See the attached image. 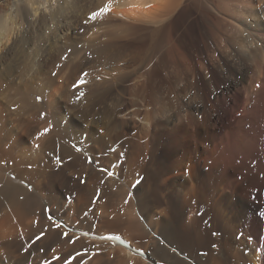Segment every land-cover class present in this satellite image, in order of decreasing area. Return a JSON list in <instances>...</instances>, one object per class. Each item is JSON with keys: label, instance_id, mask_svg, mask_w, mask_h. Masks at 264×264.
Wrapping results in <instances>:
<instances>
[{"label": "bare ground", "instance_id": "obj_1", "mask_svg": "<svg viewBox=\"0 0 264 264\" xmlns=\"http://www.w3.org/2000/svg\"><path fill=\"white\" fill-rule=\"evenodd\" d=\"M260 2L0 0V264H264Z\"/></svg>", "mask_w": 264, "mask_h": 264}, {"label": "snow or ice", "instance_id": "obj_2", "mask_svg": "<svg viewBox=\"0 0 264 264\" xmlns=\"http://www.w3.org/2000/svg\"><path fill=\"white\" fill-rule=\"evenodd\" d=\"M258 7L261 10H264V0H261V2L259 3ZM106 10L107 9L102 8L99 13H93V18H95V16H97V15L103 14ZM63 58L67 59V56H65ZM53 75H55V73H53ZM82 75L83 76H87L88 74L86 72H82ZM83 83H84V81H81V84H83ZM83 95L84 94L81 93V96H83ZM37 99H40V97H37ZM49 131H50L49 128L43 129V131L38 132L36 138L39 139L40 137L48 134ZM36 147H39V145H36ZM77 151H79V149H77ZM68 159H69V161H71V157H69ZM89 162L91 163L92 161L89 160ZM57 163L58 164L62 163L61 158H59V157L57 158ZM101 172L107 174L109 177H111L113 175V173L111 171H109L107 168H101ZM139 183H140V181H136L137 185ZM49 220H52L51 216H49ZM63 226L64 225L62 223H54V227L56 229H61ZM45 235H46V233L42 232L40 235L35 237V240L39 241V240L43 239ZM58 235L64 237L68 243L75 244L77 242V240H73L71 238V235L69 233H67V232H58ZM106 239H116V237H106ZM22 247H23V245H22ZM52 251L55 252V249H52ZM77 258L83 259V255L81 253H79V252H77L75 255L72 252H69L63 258H61L60 256H54L55 260L59 261V260L63 259V264H73V261L76 260ZM42 264H52V261L51 260H44L42 262Z\"/></svg>", "mask_w": 264, "mask_h": 264}, {"label": "rangeland", "instance_id": "obj_3", "mask_svg": "<svg viewBox=\"0 0 264 264\" xmlns=\"http://www.w3.org/2000/svg\"><path fill=\"white\" fill-rule=\"evenodd\" d=\"M178 10H179V9H177V11H176L174 14L178 13ZM74 32L76 33V31H74ZM73 36H74V35H73ZM81 80H82V78H80L79 80H77V81L75 82V85H74V86H78V85L81 83ZM83 80H84V79H83ZM79 82H80V83H79ZM77 83H79V84H77ZM13 107H14V106H12V108H13ZM222 128H225V127H222ZM188 174H189V172L186 173V176H187V177H189ZM137 181H139V180H137ZM139 185H140V183L137 185V184H136V181H135V182L132 184V188H133V189H136ZM72 199H73V198H68V200H69L70 202H71ZM160 208H162V207H160ZM123 210H124V208H123ZM159 210H160V209L156 208V210H155L156 213L154 212V214H155V217H156V218L159 217V218H160V221H162V220L164 219V217L166 218L167 213H160ZM124 211H127V209H125ZM259 212L262 213V211H259ZM162 215H163V216H162ZM161 216H162V218H161ZM144 247H145V245H143V249L146 248V247H145V248H144ZM145 250L148 251L147 248H146ZM247 252H248V253L251 252V249H247Z\"/></svg>", "mask_w": 264, "mask_h": 264}]
</instances>
